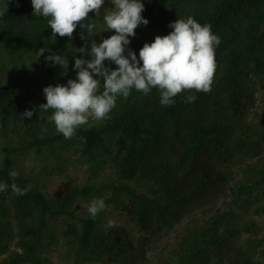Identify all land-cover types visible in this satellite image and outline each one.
<instances>
[{
	"label": "trees",
	"instance_id": "obj_1",
	"mask_svg": "<svg viewBox=\"0 0 264 264\" xmlns=\"http://www.w3.org/2000/svg\"><path fill=\"white\" fill-rule=\"evenodd\" d=\"M144 5L149 23L129 45L137 56L177 18L220 37L211 90H185L162 106L158 89H133L108 118L66 139L46 119L53 110L39 108L43 88L74 79V58H88L79 48L90 41L79 26L54 38L30 0H0V181L23 192H0V264H264V0ZM109 7L89 13L98 31ZM42 47L68 59V70L46 61L48 52L38 58ZM188 95L195 101L185 103ZM70 170L78 180L58 190L74 181ZM109 193L91 217L88 204Z\"/></svg>",
	"mask_w": 264,
	"mask_h": 264
},
{
	"label": "clouds",
	"instance_id": "obj_2",
	"mask_svg": "<svg viewBox=\"0 0 264 264\" xmlns=\"http://www.w3.org/2000/svg\"><path fill=\"white\" fill-rule=\"evenodd\" d=\"M30 2L33 15L48 18L54 38L57 34L71 38L79 26L84 30L80 33L81 39L90 41L89 48H79V52L86 53L88 58L84 55L74 58L75 78L68 79L66 84L43 88L46 103L40 104L39 108L44 112L53 110L46 119L66 139H71L76 130L90 119L101 121L108 118L117 98H127L133 89L145 95L153 88L158 89L162 106L174 104L173 98L185 90H211L216 69L215 49L220 44V37L208 24L202 25L193 17L177 18L169 24L172 31L163 36L156 35L152 42H145L137 56L129 45L137 27L149 23L142 15L144 0H108L112 7L103 15V26L99 31L95 18L102 12L101 6L106 0ZM90 12L95 13V18L89 16ZM112 30L113 34L106 38L101 36L99 43L92 39L94 35ZM45 52L49 53L45 60L52 66L59 65L68 70V59L47 48L37 50L38 58ZM112 63L115 68L111 67ZM99 78L103 79L102 91ZM195 99V95H188L185 103H192ZM33 113L34 110L26 109L23 115L31 118ZM9 175L16 178L18 172L13 170ZM9 187L23 195L15 183L9 185L0 181V192L7 191ZM109 196L110 193L92 199L87 206L88 214L95 218L104 211ZM114 226L115 223L109 221V227Z\"/></svg>",
	"mask_w": 264,
	"mask_h": 264
},
{
	"label": "rangeland",
	"instance_id": "obj_3",
	"mask_svg": "<svg viewBox=\"0 0 264 264\" xmlns=\"http://www.w3.org/2000/svg\"><path fill=\"white\" fill-rule=\"evenodd\" d=\"M29 68V67H28ZM31 69V67L29 68V70ZM26 70V71H25ZM24 70V73L26 74V72H28L29 70L28 69H25ZM258 103L260 104V106L262 105V103H263V101L261 100V98L259 97V99H258ZM22 160H23V163L25 164V165H31V163L33 162V160H32V156L30 155V154H26V155H24L23 156V158H22ZM69 177H71L74 181H72V182H67V183H65V185H61V186H58L59 188H58V190L60 189V188H65V187H68V185H72L74 182H76V180H78V178H77V173L76 172H74L73 170H70L69 171ZM64 178H66V177H64ZM53 180V179H52ZM53 181H58V178L57 179H55V180H53ZM64 181V180H63ZM64 183V182H63ZM49 186H51L52 187V182H50V185ZM57 189V188H56ZM57 190V191H58ZM55 192H56V190H55ZM118 216H122L121 214H118ZM175 235L174 234H171L164 242H171L172 240H173V237H174ZM52 252H53V254H52V256H51V258L55 261L56 259H57V254L58 253H56V251L55 250H52Z\"/></svg>",
	"mask_w": 264,
	"mask_h": 264
}]
</instances>
